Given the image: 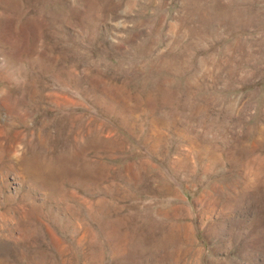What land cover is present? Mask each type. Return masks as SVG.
<instances>
[{"label": "rangeland", "instance_id": "1", "mask_svg": "<svg viewBox=\"0 0 264 264\" xmlns=\"http://www.w3.org/2000/svg\"><path fill=\"white\" fill-rule=\"evenodd\" d=\"M0 264H264V0H0Z\"/></svg>", "mask_w": 264, "mask_h": 264}]
</instances>
